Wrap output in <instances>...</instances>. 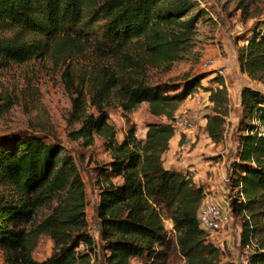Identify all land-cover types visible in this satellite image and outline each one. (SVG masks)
Returning a JSON list of instances; mask_svg holds the SVG:
<instances>
[{
    "label": "trees",
    "instance_id": "trees-1",
    "mask_svg": "<svg viewBox=\"0 0 264 264\" xmlns=\"http://www.w3.org/2000/svg\"><path fill=\"white\" fill-rule=\"evenodd\" d=\"M195 6L193 0H0V26L14 32L0 36V68L87 50L119 58L85 77L71 100L70 116L79 127L70 138L90 146L99 137L111 154L96 171L105 183L96 207L97 237L88 232L85 186L72 155L57 141L13 133L0 140V249L7 264H131L142 257L149 264H167L173 249L182 264H233L222 261L220 248L199 225L205 187L189 170L163 165L174 136V113L201 86L202 77H192L176 91L171 83L149 82L147 75L191 46L196 24L206 14L204 9L193 13ZM262 24L237 51L240 70L257 81L264 80ZM213 81L215 87L201 88L211 104L204 131L217 144L224 139L230 107L223 79ZM87 98L95 112L84 110ZM142 102L165 121L148 122L141 139L131 123L118 141L108 107L119 104L129 123L127 114ZM8 105L7 97L0 115ZM240 105L228 184L235 193L228 195V212L231 219L241 217L245 247L264 233V94L245 86ZM114 177L122 182L114 183ZM44 207L49 213L33 223ZM164 219L172 223L174 239ZM41 235L50 238L52 251L37 261L33 251ZM247 264H264V241Z\"/></svg>",
    "mask_w": 264,
    "mask_h": 264
},
{
    "label": "rangeland",
    "instance_id": "rangeland-1",
    "mask_svg": "<svg viewBox=\"0 0 264 264\" xmlns=\"http://www.w3.org/2000/svg\"><path fill=\"white\" fill-rule=\"evenodd\" d=\"M193 1L196 6L192 12L204 9L206 14L196 24L191 46L181 51L175 59L162 61L157 66L151 67L147 75L149 82L171 83L177 88L176 91H181L183 85L192 77L198 75L202 77L201 86L193 90L179 104L174 116L185 114L190 117L192 127L189 131L178 134L180 141L187 142V152H193V156L198 161H202L203 164L210 161L206 163L209 168L207 172L210 171L211 179H214L221 188L220 192H216L209 184L204 185L208 192L203 202L209 200L216 203L223 214L228 209V195L231 191L228 190L229 172L240 127L241 90L248 86L264 94V80L250 79L240 70L237 59L238 48L245 44L246 38L263 27L264 0ZM192 12L186 16L191 15ZM13 33L12 30L0 26V36L7 37ZM117 59L87 50L60 60L44 57L25 63H8L0 68L1 105H4L7 97L9 98L7 110L0 115V140L13 133L36 134L48 142L57 141L67 153L72 155L85 186L88 232L94 237H97L96 207L99 202L100 186L105 184L98 179L96 171L98 166H105L111 161V154L105 149L99 137H96L90 146H83L80 140L70 138V132L79 127V122L70 116L71 100L76 96L75 90L79 88L85 77L97 67L112 65ZM65 73L67 76H64ZM215 77L223 79L230 107L224 139L217 144L208 139L204 131L205 114L209 112L211 104L208 101V92L201 88L215 87L217 85L213 81ZM69 83L71 88H68ZM84 110L95 112L88 98ZM108 113L109 122L115 127L118 141L123 139L131 123L135 125L136 137L141 139L144 137L148 122L165 121L163 117L152 116L145 102L140 103L127 114L129 123L126 122L122 107L117 103H112L108 107ZM111 180L114 183L122 182L120 177ZM234 193L235 190L231 191V194ZM217 194L221 195L223 200L215 197ZM211 197L213 200L210 199ZM48 213L49 209L46 207L39 209L33 223L43 219ZM164 226L170 239H174L175 234L170 220L164 219ZM241 231V217H233L225 229L209 232V241L220 248L222 261L247 264L241 259L245 252L241 244ZM262 241H264V233L253 238V250ZM51 251L52 241L48 236L41 235L33 251V257L37 261H42L51 254ZM182 261L180 254L173 249L169 253L167 264H182ZM130 262L131 264L150 263L143 257L132 258ZM0 264H7L1 249Z\"/></svg>",
    "mask_w": 264,
    "mask_h": 264
},
{
    "label": "crops",
    "instance_id": "crops-1",
    "mask_svg": "<svg viewBox=\"0 0 264 264\" xmlns=\"http://www.w3.org/2000/svg\"><path fill=\"white\" fill-rule=\"evenodd\" d=\"M206 163L203 164L202 161H198L196 157L193 156V152H187L186 142L184 143L180 141V136L175 134L169 141L168 150L163 154L164 167L175 168L178 170H189L196 184H201L203 186L209 184L211 189L215 190L216 192H220L221 186L219 187L214 179H211V173L210 171L207 172L209 168ZM207 192L208 190L206 189L205 197ZM222 194H224L223 191ZM215 197L220 200L222 199L221 195L219 194H217ZM210 199L213 200L212 197Z\"/></svg>",
    "mask_w": 264,
    "mask_h": 264
},
{
    "label": "built area",
    "instance_id": "built-area-1",
    "mask_svg": "<svg viewBox=\"0 0 264 264\" xmlns=\"http://www.w3.org/2000/svg\"><path fill=\"white\" fill-rule=\"evenodd\" d=\"M174 127V134H180V132L189 131L192 127L190 117L185 114L175 115L171 121ZM187 143V142H186ZM228 207V206H227ZM231 218L229 216L228 209L225 213H221L218 205L214 202L206 200L202 203L201 210L198 213V221L201 228L206 231H218L225 229ZM254 244L252 241L245 245V252L242 259L245 263L248 262L249 254L253 252Z\"/></svg>",
    "mask_w": 264,
    "mask_h": 264
}]
</instances>
